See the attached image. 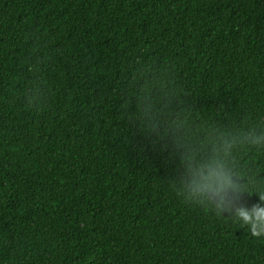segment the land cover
<instances>
[{"label":"trees","instance_id":"1","mask_svg":"<svg viewBox=\"0 0 264 264\" xmlns=\"http://www.w3.org/2000/svg\"><path fill=\"white\" fill-rule=\"evenodd\" d=\"M214 152L256 204L264 0H0V264H264L186 196Z\"/></svg>","mask_w":264,"mask_h":264},{"label":"clouds","instance_id":"2","mask_svg":"<svg viewBox=\"0 0 264 264\" xmlns=\"http://www.w3.org/2000/svg\"><path fill=\"white\" fill-rule=\"evenodd\" d=\"M182 183L187 198L193 202L216 215L234 219L248 227L253 236H264V195L251 207L238 204V185L215 152L202 160L189 158Z\"/></svg>","mask_w":264,"mask_h":264}]
</instances>
